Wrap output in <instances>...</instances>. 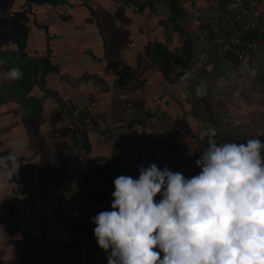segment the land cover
Returning <instances> with one entry per match:
<instances>
[{
    "label": "crops",
    "instance_id": "0c3cea01",
    "mask_svg": "<svg viewBox=\"0 0 264 264\" xmlns=\"http://www.w3.org/2000/svg\"><path fill=\"white\" fill-rule=\"evenodd\" d=\"M194 31L184 13L172 17L168 0L138 12L130 0H0V72L40 71L26 101L21 82L31 77L0 82V155L17 149L0 188V264H107L90 220L103 210L82 189L88 166L71 150V123L55 96L76 105L95 98L85 130L89 157L115 156L137 124L147 147L188 178L200 172L195 162L209 140L244 143L264 133L258 67L230 56L198 63ZM164 51L187 67L175 79ZM188 71L194 75L182 83ZM201 79L207 90L198 97ZM209 128L217 135L201 141ZM256 138L264 143V135Z\"/></svg>",
    "mask_w": 264,
    "mask_h": 264
},
{
    "label": "clouds",
    "instance_id": "9594fccd",
    "mask_svg": "<svg viewBox=\"0 0 264 264\" xmlns=\"http://www.w3.org/2000/svg\"><path fill=\"white\" fill-rule=\"evenodd\" d=\"M257 74L250 69L249 77ZM22 75L13 67L0 72V82ZM193 75L185 72L181 82ZM206 90L201 79L196 95ZM217 131L202 130L200 140ZM257 136L244 143L209 140L195 162L201 170L190 178L155 163L139 165L138 178H115L112 210L90 218L107 264H264V143ZM16 151L0 155V188Z\"/></svg>",
    "mask_w": 264,
    "mask_h": 264
},
{
    "label": "built area",
    "instance_id": "2783aa9c",
    "mask_svg": "<svg viewBox=\"0 0 264 264\" xmlns=\"http://www.w3.org/2000/svg\"><path fill=\"white\" fill-rule=\"evenodd\" d=\"M130 2L132 8L138 12L142 11L150 0H130ZM57 7L58 3H55L51 10L55 11ZM154 13L161 15L162 11L156 8ZM184 13L195 24L193 39L201 48L198 63L212 64L228 56L241 63L248 62L252 65L263 63L260 51L264 40V0H203L200 2L186 0ZM254 33H256L255 36ZM163 56L173 65V68L168 71L170 78L175 79L177 72L187 69L177 63L173 53L164 51ZM55 98L59 108L67 114L71 123V150L81 156L88 166L82 189L93 200L99 202L102 210H112L115 178L120 175L138 178L139 165L147 167L155 163L161 169L165 166L159 156L147 147L143 130L137 124L132 125L129 143L125 144L124 149L115 156L112 158L89 157L85 130L92 123L89 108L95 104V98L90 94L87 105H76L69 98L59 96ZM156 199L159 200L160 196L158 195Z\"/></svg>",
    "mask_w": 264,
    "mask_h": 264
},
{
    "label": "trees",
    "instance_id": "16d2710c",
    "mask_svg": "<svg viewBox=\"0 0 264 264\" xmlns=\"http://www.w3.org/2000/svg\"><path fill=\"white\" fill-rule=\"evenodd\" d=\"M169 2V7H170V10H171V13H172V17H180L183 15L184 13V10H183V7L182 5L180 4V0H168ZM150 3H152V1L150 0ZM185 14V13H184ZM256 33H254L253 35L255 36ZM256 66L258 67V69L260 70L259 72V76L261 78V80L263 81L264 83V63H257ZM261 67V68H260ZM39 71V69H37L35 66L30 70V72H25V69H23L22 73L23 75L22 76H26V78L28 77H31V79L29 80H22L21 82V85L25 88L27 87L26 89H24V92L22 93V96H23V100L26 101V93L27 91L29 90V88L31 87V85L33 83H35L34 81L38 80V76H37V72ZM40 72V71H39ZM43 73V72H42ZM29 74V75H28ZM40 74V73H39ZM32 76H33V79H32ZM37 78V79H36ZM18 85H20V82L18 83ZM30 98V97H29ZM31 99V98H30ZM32 100H34L32 98Z\"/></svg>",
    "mask_w": 264,
    "mask_h": 264
},
{
    "label": "water",
    "instance_id": "95a60500",
    "mask_svg": "<svg viewBox=\"0 0 264 264\" xmlns=\"http://www.w3.org/2000/svg\"><path fill=\"white\" fill-rule=\"evenodd\" d=\"M260 56H261L262 60L264 61V52L263 51H260Z\"/></svg>",
    "mask_w": 264,
    "mask_h": 264
}]
</instances>
